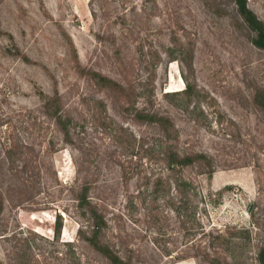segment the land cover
I'll return each instance as SVG.
<instances>
[{"label":"rangeland","instance_id":"obj_1","mask_svg":"<svg viewBox=\"0 0 264 264\" xmlns=\"http://www.w3.org/2000/svg\"><path fill=\"white\" fill-rule=\"evenodd\" d=\"M246 2L264 24V0ZM250 37L231 0H0V264H110L77 232L87 225L73 196L83 180L106 222L102 241L131 264H257L264 117L253 94L264 90V50ZM186 83L189 96L163 95ZM54 94L76 122L71 142L46 113ZM138 109L169 117L176 147L214 163L209 178L183 172L201 225L232 241L209 248L212 260L188 256L163 207L165 245L187 256L174 261L151 243L136 190L157 171L148 148L159 130ZM117 126L136 137L125 152L111 137Z\"/></svg>","mask_w":264,"mask_h":264},{"label":"trees","instance_id":"obj_2","mask_svg":"<svg viewBox=\"0 0 264 264\" xmlns=\"http://www.w3.org/2000/svg\"><path fill=\"white\" fill-rule=\"evenodd\" d=\"M233 12L241 19L244 26L251 32L250 42L253 46L264 50V24L247 6L246 0H231ZM98 80H108L98 73ZM98 74V75H97ZM185 94L189 96L192 93V86L186 83L181 90L164 92V96L174 94ZM253 100L257 107L262 111L264 117V90H256L253 94ZM58 95L50 99L47 105L52 107L51 111L46 109V113L51 117L64 141L71 142L72 132H75L76 122H73L65 112L59 109L57 105ZM46 103L44 104V106ZM134 117L140 121H145L156 125L159 130V137L156 144L151 145L148 150L155 151V161L158 164L157 171L145 172L141 175L143 188L137 189L138 195H143L141 201L144 205V221L151 232V243L163 251V255L176 261L185 258L186 250L172 251L166 247L165 227L168 225V215L163 208L172 212L177 220L178 227L184 237V246L189 245L193 250L188 256L201 260H212L209 258V251L213 249L226 250L232 243L228 239L229 233L216 232L205 229L196 216V203L194 200L195 186L192 180L183 172L188 168H193L196 172L206 175L209 178L214 171V163L209 154L203 151H180L174 140L176 139V130L169 117L158 114L155 111L148 112L141 109L135 110ZM105 124L103 129L106 128ZM111 130V129H110ZM78 132V131H77ZM111 137L118 144L120 151H126L132 148L135 142V135L126 131L122 126L112 129ZM126 133L132 140L124 142L122 136ZM139 141V140H138ZM142 145V144H141ZM121 168V167H120ZM121 178L126 181L129 174L122 167L120 170ZM88 183L83 180L74 191L75 207L85 218L87 225L85 228H79L77 232L81 239L87 242L92 248L98 251L110 264H131L129 257L119 255L113 247L102 241L101 235L106 222L102 212L98 209L95 202L91 201L88 193ZM146 196L149 198L146 199ZM160 200L161 203H157ZM1 210V209H0ZM60 220L54 222V231L58 234L60 229ZM205 236L211 237L206 241ZM237 238V237H233ZM255 261L257 264H264V239L256 247Z\"/></svg>","mask_w":264,"mask_h":264}]
</instances>
